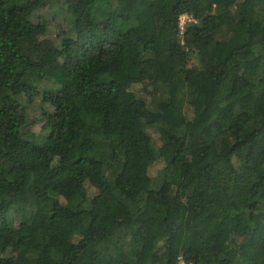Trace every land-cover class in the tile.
Returning <instances> with one entry per match:
<instances>
[{"label":"trees","instance_id":"obj_1","mask_svg":"<svg viewBox=\"0 0 264 264\" xmlns=\"http://www.w3.org/2000/svg\"><path fill=\"white\" fill-rule=\"evenodd\" d=\"M259 159L264 0H0V264H264Z\"/></svg>","mask_w":264,"mask_h":264},{"label":"rangeland","instance_id":"obj_2","mask_svg":"<svg viewBox=\"0 0 264 264\" xmlns=\"http://www.w3.org/2000/svg\"><path fill=\"white\" fill-rule=\"evenodd\" d=\"M40 14H45V10H42L40 12ZM191 21V18L189 16H182L181 17V24L185 25V23H188ZM53 23V31L56 32V36L59 35L63 30H64V23L62 21H51ZM40 32L42 33V28L39 29ZM186 114L188 116V118H191L192 113L190 109L186 110ZM31 115L35 116L36 112H32ZM41 121V117L39 118V122L36 121L35 125L33 126V129L38 131L41 126H42V122ZM150 163H151V167H150V175L151 176H155L159 170V168L161 167V163H159L155 158L150 157ZM264 166V162H262V160H257L255 163V167L257 169V171H260L263 169ZM82 188L84 191H86L89 195H93L95 194V189L90 185V183L87 181L85 183L82 184ZM104 196L106 197L107 200L110 199V197H108L106 194H104Z\"/></svg>","mask_w":264,"mask_h":264},{"label":"built area","instance_id":"obj_3","mask_svg":"<svg viewBox=\"0 0 264 264\" xmlns=\"http://www.w3.org/2000/svg\"><path fill=\"white\" fill-rule=\"evenodd\" d=\"M181 30L183 31L184 30V25L181 24Z\"/></svg>","mask_w":264,"mask_h":264}]
</instances>
